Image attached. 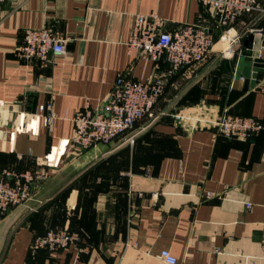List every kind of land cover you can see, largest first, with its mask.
I'll use <instances>...</instances> for the list:
<instances>
[{
    "label": "crops",
    "instance_id": "1",
    "mask_svg": "<svg viewBox=\"0 0 264 264\" xmlns=\"http://www.w3.org/2000/svg\"><path fill=\"white\" fill-rule=\"evenodd\" d=\"M259 2V11L234 25L242 35L234 56L223 57L217 44L201 64L175 73L164 60L155 65L129 52L134 18L156 12L163 32L197 25L218 40L223 30L200 0L0 6V179L41 176L29 201L0 213V264H165L163 250L177 264H264V129L240 141L215 128L225 112L264 125V69L251 87L255 72L244 62L246 38L264 44ZM42 28L67 39L66 54L22 60L25 33ZM119 77L162 81L157 119L109 146L76 148L75 115L87 106L101 110ZM48 104L53 120L45 126L39 108ZM63 228L78 235L76 245L58 253L31 249L36 238Z\"/></svg>",
    "mask_w": 264,
    "mask_h": 264
},
{
    "label": "built area",
    "instance_id": "2",
    "mask_svg": "<svg viewBox=\"0 0 264 264\" xmlns=\"http://www.w3.org/2000/svg\"><path fill=\"white\" fill-rule=\"evenodd\" d=\"M10 0H0V6ZM223 30L216 40L208 29L197 25L182 26L170 33L163 32L164 19L158 13L137 15L134 18L132 33L128 41L129 52H139L148 61L158 65L166 61L171 73L178 72L185 66L201 64L221 44L220 54L229 58L234 56L242 35L234 28L243 16L260 10L259 0H200ZM67 39L60 33L48 28L28 30L24 43L18 52L25 61L34 59L47 61L50 53L61 57L66 54ZM164 93L161 80L149 83L128 80L119 77L114 90L101 110H91L88 106L78 112L73 122L75 131L71 144L76 148L89 149L96 145L109 146L118 138L133 132L137 125L145 120H155V107ZM45 126L53 120L52 105L40 106ZM215 128L219 135L229 140L247 141L258 136L264 125L256 118L235 116L223 113ZM134 141L132 140V143ZM41 176L24 174L15 176L12 181L0 179V213L10 208L25 204L32 197V187ZM143 194H140L142 197ZM213 194H207L212 198ZM252 205L248 204L247 208ZM78 235L69 228L51 229L35 239L33 251L48 250L58 253L78 243ZM159 259L165 264H177V258L169 250H163Z\"/></svg>",
    "mask_w": 264,
    "mask_h": 264
},
{
    "label": "water",
    "instance_id": "3",
    "mask_svg": "<svg viewBox=\"0 0 264 264\" xmlns=\"http://www.w3.org/2000/svg\"><path fill=\"white\" fill-rule=\"evenodd\" d=\"M262 38L250 35L244 41V47L247 49L246 54H244V62L247 66H251L255 72L254 80L251 82V87L256 84V78L259 73L264 69V60L261 59V48L263 46Z\"/></svg>",
    "mask_w": 264,
    "mask_h": 264
},
{
    "label": "trees",
    "instance_id": "4",
    "mask_svg": "<svg viewBox=\"0 0 264 264\" xmlns=\"http://www.w3.org/2000/svg\"><path fill=\"white\" fill-rule=\"evenodd\" d=\"M67 192L68 191H63V193H62L61 196L63 197L65 194H67ZM96 194H97V192L95 191V192H93V194L91 195L90 198H85L84 204H83L84 211L87 210V209H89V208L91 209L93 207L94 202L96 201ZM81 197H82V195H81ZM79 205H80V203H79ZM80 224L85 227V230H89V231L91 230V224L86 225L83 222H80ZM70 230L72 232V229H70Z\"/></svg>",
    "mask_w": 264,
    "mask_h": 264
}]
</instances>
